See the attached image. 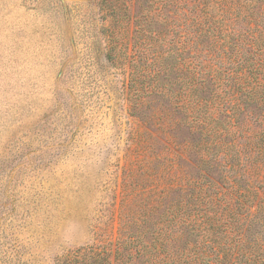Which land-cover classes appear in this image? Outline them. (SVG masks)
I'll return each instance as SVG.
<instances>
[{
    "label": "rangeland",
    "instance_id": "1",
    "mask_svg": "<svg viewBox=\"0 0 264 264\" xmlns=\"http://www.w3.org/2000/svg\"><path fill=\"white\" fill-rule=\"evenodd\" d=\"M154 1L0 0V264L149 238L178 206L227 208L234 187L264 196V103L238 109L228 81L196 118L187 104L192 57L228 67L234 47L194 41L204 0H170L159 20Z\"/></svg>",
    "mask_w": 264,
    "mask_h": 264
},
{
    "label": "trees",
    "instance_id": "2",
    "mask_svg": "<svg viewBox=\"0 0 264 264\" xmlns=\"http://www.w3.org/2000/svg\"><path fill=\"white\" fill-rule=\"evenodd\" d=\"M154 2L156 5L153 9L157 19H163L164 17L159 16L165 14L170 0ZM240 23L247 26L245 31L236 29ZM191 26L195 42L201 44L208 42L213 45L220 43L224 46L225 52L230 47H234L232 51H236L232 66L220 65L213 70L206 69V65L195 59V55L192 57L194 58L190 61L192 75L188 79L191 99L187 104L195 118L203 106L209 107L217 102L218 92H223L228 81H233L241 89L242 93L238 98L236 96L235 101L237 103L239 99L238 109L242 106L241 97L242 100L245 97V104L247 98L253 104L264 103V0L200 1L192 9ZM208 71L211 78L205 76ZM205 93H209V96L204 95ZM229 100L233 103L234 99ZM234 114L232 113L233 118ZM198 122L201 125L208 123L199 117ZM232 190L238 198L232 194L230 200L226 199L227 208H221L223 203L217 208L214 207L216 204H212V201L217 203V200L223 197L221 191L206 193L205 198L213 208H216L211 212L206 206L195 208L191 205L178 206L172 217H169L166 223H159L149 238L147 233L142 232L140 236H120L115 242L110 241L111 249H103L99 245L80 247L68 253L63 262L264 264V234L254 236L253 228L257 217H262V223L264 222V196L252 204V198L257 192L251 187L245 189L234 187ZM202 192L199 191L198 197ZM236 202L240 206L237 209L234 208ZM243 208H246L245 213L242 212ZM251 208L257 212L250 213ZM174 214L177 218L175 225L180 228L179 233L177 229L170 230Z\"/></svg>",
    "mask_w": 264,
    "mask_h": 264
}]
</instances>
